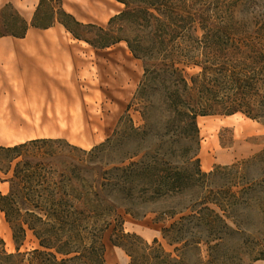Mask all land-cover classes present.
Here are the masks:
<instances>
[{
    "label": "trees",
    "instance_id": "1",
    "mask_svg": "<svg viewBox=\"0 0 264 264\" xmlns=\"http://www.w3.org/2000/svg\"><path fill=\"white\" fill-rule=\"evenodd\" d=\"M46 1L51 0H40L37 11ZM116 1L125 9L110 19L108 31L119 22L122 28L117 31L135 33V39L126 42L144 63L142 81L113 136L93 148L91 153L102 155L89 162L94 166L88 170L80 165L49 169L48 164L33 163L22 153L53 139L0 146L10 156L6 173L15 160L25 158L12 169L9 192L0 193V211L18 247L27 231H32L43 249L20 252L18 248L9 253L0 236V264L75 263L76 258H69L70 251L61 245L60 232L66 225L79 223L75 215L81 209L76 202L85 204L89 193L105 196L99 206L106 226L115 221L118 237L127 241L112 240V244L131 258L129 264H222L213 250L225 236L247 228L249 210L264 218V149L210 172L202 171L198 158L200 116L241 112L264 125V15L262 20L255 15L246 30L220 25L200 7V0ZM63 5L59 12L53 11V22L43 25L35 18L28 23L21 17L23 32L0 37H24L30 26L60 23L75 38L97 48L124 41L111 32L103 42L86 39L78 30L87 25ZM193 67L200 70L189 74L187 69ZM136 101L145 126L127 129L124 121ZM155 115L163 119L162 127L156 125ZM127 130L132 142H137L133 151L119 147L118 137ZM120 209L135 219L156 213L162 221L172 220L162 229L171 250L158 238L149 242L135 232L125 233Z\"/></svg>",
    "mask_w": 264,
    "mask_h": 264
},
{
    "label": "crops",
    "instance_id": "2",
    "mask_svg": "<svg viewBox=\"0 0 264 264\" xmlns=\"http://www.w3.org/2000/svg\"><path fill=\"white\" fill-rule=\"evenodd\" d=\"M77 3L72 14H113L99 0ZM40 0H0V15L12 4L31 23ZM110 6H108L109 8ZM96 11L99 14L95 13ZM24 12H27L25 14ZM144 74V66L125 41L97 48L75 38L62 24L31 27L24 37H0V146L40 139H63L95 147L108 139L125 114ZM10 190L0 180V193ZM127 254L111 242L107 264H128ZM252 264H264L257 259Z\"/></svg>",
    "mask_w": 264,
    "mask_h": 264
},
{
    "label": "rangeland",
    "instance_id": "3",
    "mask_svg": "<svg viewBox=\"0 0 264 264\" xmlns=\"http://www.w3.org/2000/svg\"><path fill=\"white\" fill-rule=\"evenodd\" d=\"M99 1L100 3H98V6L112 13V17L120 14L125 9V5L116 0ZM200 1V7H203V9L206 10L205 12L210 13V16L216 17V21H218L220 25H235L242 29L249 30V25L254 23L253 17L255 15L258 16L259 19H263L264 3L260 4V2L256 0ZM63 3L64 5L61 0L46 1L43 8L38 11L35 10L31 22L37 18L41 24L47 25L54 21L53 11L59 12L61 5L71 14L74 9L79 7L77 3L69 0H63ZM108 6L110 7L108 8ZM24 13L27 14V12ZM95 13L99 14L98 11ZM22 15L20 10L15 8V6H5L0 15V35L10 32H23L25 26L20 21V18L23 17ZM83 16L87 18V15L83 13L82 16L80 14V16L75 17L81 23L87 25L78 30L86 39L95 42H103L108 39V33L110 32L117 37L116 40L122 39L126 42L129 39H135V33L119 32L116 30L122 28L119 22L114 24V27L111 29L112 31H108V23L112 17L105 22L103 21L102 15L96 17L90 14L88 17L92 18L91 20H87ZM199 70L198 67H193L188 68L187 72L192 74ZM139 103V101L134 103L129 111V118L124 121V125L127 129L132 125L137 129H142L145 126V120ZM154 121L159 127H162L164 124L163 119L158 118L156 115L154 116ZM117 125L114 132L117 129ZM198 126L201 138L198 158L200 159L201 169L204 172H210L217 166H226L237 161L248 159L264 149V125L258 121L252 120L244 113L238 112L233 115L200 116L198 118ZM113 134L110 137H112ZM132 138L129 130H127L126 133H120L118 137L119 142L122 144L119 146L120 149L123 151H133L137 142H132ZM93 148L94 147L85 148L84 145L80 144H71L63 139H53L39 142L35 146L23 150L26 152L22 151V153H24L26 159L33 163L43 162L48 164L49 169H60L61 167L73 169L76 165H80L88 170L89 167L94 166H89L91 164L89 162L97 161L102 155L99 153H91ZM9 158L10 156L0 149V180H9L12 177V169L15 167L16 163L25 159L21 157L15 160L12 163L11 171L6 173L9 168ZM203 159L208 161L209 170L207 171L203 167ZM82 176L85 179L90 178V175L87 173H83ZM104 197L102 193H97V195L95 193H89L87 200H84V202H86L85 204L76 202V205L81 209V213L75 215V217L80 219L78 221L79 223L66 225L60 232L61 245L64 249L70 251L68 257L76 258L73 264H107L105 261L106 246L110 244V242L112 243V240H119L127 243L126 240L118 237V227L115 221L112 222L110 227L106 226V219L101 206H99L101 204V199ZM119 214L124 219L123 228L125 233L135 232L149 242H152L154 238H158L167 250H171L166 240L163 238L162 229L168 226L172 220L162 221L163 218L156 213H149L146 217L135 219L127 214L124 209H120ZM160 220L165 223H157ZM246 225L247 228L242 232L226 235L220 247L213 250L220 256L219 258L222 264H252L255 260L264 258L263 216L258 211L249 210V217L247 218ZM115 228L117 229L115 230ZM0 236L5 241V248L9 253H16L18 248H20V252H28L35 249L43 250L32 231H27L22 245L18 247L13 238L11 226L6 221L4 213L1 211ZM206 248L207 246H204L205 252ZM126 261L129 264L131 258L128 256Z\"/></svg>",
    "mask_w": 264,
    "mask_h": 264
},
{
    "label": "bare ground",
    "instance_id": "4",
    "mask_svg": "<svg viewBox=\"0 0 264 264\" xmlns=\"http://www.w3.org/2000/svg\"><path fill=\"white\" fill-rule=\"evenodd\" d=\"M203 167L206 171L209 170V164H208V161L206 159H203Z\"/></svg>",
    "mask_w": 264,
    "mask_h": 264
}]
</instances>
